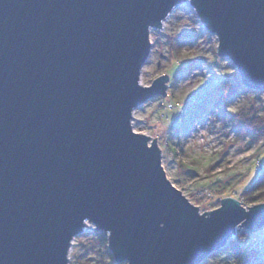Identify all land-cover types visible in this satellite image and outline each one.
<instances>
[{
  "label": "water",
  "instance_id": "1",
  "mask_svg": "<svg viewBox=\"0 0 264 264\" xmlns=\"http://www.w3.org/2000/svg\"><path fill=\"white\" fill-rule=\"evenodd\" d=\"M183 0H0V264H68L86 223L116 262L201 264L264 202L198 213L167 178L133 110L151 29ZM242 86L264 90V0H189ZM264 251V237H263ZM118 257V259H117Z\"/></svg>",
  "mask_w": 264,
  "mask_h": 264
},
{
  "label": "rangeland",
  "instance_id": "2",
  "mask_svg": "<svg viewBox=\"0 0 264 264\" xmlns=\"http://www.w3.org/2000/svg\"><path fill=\"white\" fill-rule=\"evenodd\" d=\"M149 42L150 51L139 81L147 86L164 74L168 80L164 95H155L133 110V131L148 135L150 140L155 138L167 178L197 206L198 213L216 209L220 199L228 196L238 199L243 206H250L243 198V189L250 183L253 168L259 171L264 167V129L261 133L236 138L229 131L233 123L230 119L241 106L246 111L252 107L257 116H264V90H238L227 102L225 113L214 97L206 111L193 119L187 129L171 136L169 125L180 128L188 111L201 107L206 95L225 78L232 82L238 76L240 83L239 74L227 56L218 54L216 34L205 28L189 0L173 8L160 30L151 29ZM86 225L93 229L92 224ZM86 225L72 239L68 264L107 262L102 243L97 242L94 230ZM243 235L250 238L243 246L253 243L259 249L263 246L264 225L254 232L238 228L231 239ZM256 260L251 264H256ZM201 264H232V259L218 250Z\"/></svg>",
  "mask_w": 264,
  "mask_h": 264
},
{
  "label": "trees",
  "instance_id": "3",
  "mask_svg": "<svg viewBox=\"0 0 264 264\" xmlns=\"http://www.w3.org/2000/svg\"><path fill=\"white\" fill-rule=\"evenodd\" d=\"M237 78L238 76H236L232 82H228V79L225 78L220 85H217L215 89L212 90L211 93H207V98L204 99V103L201 107L197 110L190 109L186 116L183 115V124L180 128H176L173 124L169 125L170 135H180L185 128L187 129L193 119L206 111L207 104L209 101H212L214 97H216L221 103L222 111L225 113L224 108L226 107L227 102L238 93V90L249 91V89L239 83ZM250 91L255 92L253 90ZM230 120H233V123L231 124L229 131H231L236 138H243L256 132L261 133L264 129V116H257L252 107L249 108V111H246L244 106H241L240 109L233 114V117ZM252 173L253 175L250 177L249 185L243 189V198L248 205L264 202V167L259 169V171L257 169L254 170L253 168L251 174ZM93 235L97 242L102 243L101 250L107 256V262H103V264H114L115 260L109 250H107V241L104 234L101 232H94ZM244 237L245 235L240 236L238 239H229L227 244L221 250L232 259V264H251V261L254 259H257L256 264H264L263 249L256 251L248 248V245L243 246L250 241V238Z\"/></svg>",
  "mask_w": 264,
  "mask_h": 264
},
{
  "label": "built area",
  "instance_id": "4",
  "mask_svg": "<svg viewBox=\"0 0 264 264\" xmlns=\"http://www.w3.org/2000/svg\"><path fill=\"white\" fill-rule=\"evenodd\" d=\"M248 248H251V249H253V250H256V251L258 250V251H259L260 249H263V246L261 245V248L259 247V249H256V248L253 247V243H251V244L248 246ZM121 262H122V261H121ZM121 262H119V263H120V264H123V263H121ZM123 262L125 263L126 261H123ZM116 263H117V262H116ZM127 264H128V263H127Z\"/></svg>",
  "mask_w": 264,
  "mask_h": 264
},
{
  "label": "snow or ice",
  "instance_id": "5",
  "mask_svg": "<svg viewBox=\"0 0 264 264\" xmlns=\"http://www.w3.org/2000/svg\"><path fill=\"white\" fill-rule=\"evenodd\" d=\"M117 259H118V257H117Z\"/></svg>",
  "mask_w": 264,
  "mask_h": 264
}]
</instances>
